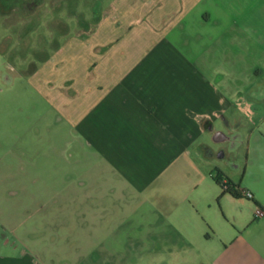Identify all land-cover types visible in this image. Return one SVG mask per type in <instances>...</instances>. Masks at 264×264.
I'll list each match as a JSON object with an SVG mask.
<instances>
[{"label": "crops", "instance_id": "1", "mask_svg": "<svg viewBox=\"0 0 264 264\" xmlns=\"http://www.w3.org/2000/svg\"><path fill=\"white\" fill-rule=\"evenodd\" d=\"M235 1L111 0L88 34L74 35L39 63L49 66V54L62 66L72 54L94 56L75 65L69 111L88 156L73 167L81 184L88 183L83 198L93 239L157 247L153 260L161 264H264V164L253 170L245 164L240 173L228 160L229 136L242 135L240 122L227 113L239 89L228 85L224 96L213 77L199 73L202 58L192 57L202 48L198 39L226 35L225 48L246 71L260 73L255 63L264 65V14L249 17L248 6L241 25ZM247 104L239 109L254 116ZM217 171L235 185L238 198L216 183ZM244 191L252 199L243 198ZM73 194L77 212L82 196ZM2 226L12 240L0 241V264H45L41 242L25 239L20 224ZM46 226L66 229L37 228Z\"/></svg>", "mask_w": 264, "mask_h": 264}, {"label": "rangeland", "instance_id": "2", "mask_svg": "<svg viewBox=\"0 0 264 264\" xmlns=\"http://www.w3.org/2000/svg\"><path fill=\"white\" fill-rule=\"evenodd\" d=\"M110 1L0 0V241L4 236L12 240L3 224H20L25 239L41 242L37 249L45 264H161L153 260L160 251L157 247H146L137 240L124 244L114 240L105 245L99 235L96 240L91 237L90 206L83 198L88 183L81 184L73 167L88 156L79 148L78 129L69 111L71 81L78 79L75 65L88 64L94 56L72 54L65 58L66 66L57 64L53 54H49V66L36 58L39 52L51 53L74 35L88 34L93 17ZM235 4L239 5L236 13L241 25L247 21L243 15L248 6L252 8L249 17L264 14V0H236ZM208 35L197 40L202 48L192 57L202 58L199 73L213 77L224 96L228 85L239 89L227 113L240 122L242 135L229 136L228 144L234 148L228 160L240 173L245 164L253 170L264 164V65L255 63L258 74L246 71L247 65L225 48L226 35ZM227 50L230 56L226 59ZM33 67L37 72L27 75ZM246 104L254 116L241 112L239 106ZM219 127L225 133L231 131L222 123ZM208 143L213 144L211 138ZM74 191L82 196L77 212L72 211ZM63 193L70 197L65 206ZM63 207L68 208L64 213ZM51 224H63L66 229L37 228Z\"/></svg>", "mask_w": 264, "mask_h": 264}, {"label": "trees", "instance_id": "3", "mask_svg": "<svg viewBox=\"0 0 264 264\" xmlns=\"http://www.w3.org/2000/svg\"><path fill=\"white\" fill-rule=\"evenodd\" d=\"M36 58L39 63H42L48 59V54L46 52H42V53L39 52ZM35 71H36V67H33L32 69H29L26 74L27 75L33 74ZM214 179L216 180V183L226 191V193H229L234 198L239 197V193L237 189H235V185L229 179L224 177L220 172L218 171L216 172ZM223 179L225 180L224 182H222Z\"/></svg>", "mask_w": 264, "mask_h": 264}, {"label": "built area", "instance_id": "4", "mask_svg": "<svg viewBox=\"0 0 264 264\" xmlns=\"http://www.w3.org/2000/svg\"><path fill=\"white\" fill-rule=\"evenodd\" d=\"M242 195H243V198H245L247 200L252 199V194L248 191H244Z\"/></svg>", "mask_w": 264, "mask_h": 264}, {"label": "flooded vegetation", "instance_id": "5", "mask_svg": "<svg viewBox=\"0 0 264 264\" xmlns=\"http://www.w3.org/2000/svg\"><path fill=\"white\" fill-rule=\"evenodd\" d=\"M234 137H235V138H238V135L235 134ZM231 148H232V147H231ZM222 156H224V153H223V152H222Z\"/></svg>", "mask_w": 264, "mask_h": 264}]
</instances>
